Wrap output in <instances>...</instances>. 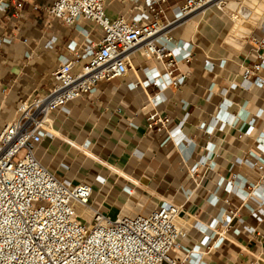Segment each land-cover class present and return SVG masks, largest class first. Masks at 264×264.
<instances>
[{"label": "crops", "instance_id": "crops-1", "mask_svg": "<svg viewBox=\"0 0 264 264\" xmlns=\"http://www.w3.org/2000/svg\"><path fill=\"white\" fill-rule=\"evenodd\" d=\"M185 1L154 7L172 20V10ZM227 1L235 23L211 7L194 18L191 32L175 27L169 38L179 49L171 57L146 60L135 53L125 76L52 112L50 135L35 150L58 180L91 187L84 206L89 215L77 207L85 222L95 213L114 221L134 201L144 211L162 203L179 207L187 233L169 257L181 264H264V86L241 76L264 59V48L248 40L264 0ZM6 2L9 8L0 12V132L22 103L51 91L53 73L70 59L69 44L79 50L102 37L91 22L64 26L51 19L44 8L54 0H18L19 18ZM133 5L143 21L154 17L142 0H107L106 16L124 17ZM257 76L264 79V69ZM150 77L157 86L133 87ZM154 113L169 119L165 128L149 127Z\"/></svg>", "mask_w": 264, "mask_h": 264}, {"label": "built area", "instance_id": "built-area-1", "mask_svg": "<svg viewBox=\"0 0 264 264\" xmlns=\"http://www.w3.org/2000/svg\"><path fill=\"white\" fill-rule=\"evenodd\" d=\"M9 1L16 10L14 17L19 18L21 3ZM142 1L154 14L149 21H143L144 16L134 5L126 16L110 20L105 13L107 0H54L44 8L51 19L64 26L91 22L102 37L96 44L84 42L79 50L69 44L70 59L53 73L55 84L51 91L22 103L16 118L0 132V264H181L169 257L187 233L179 219V207L162 203L141 215L114 221L95 213L90 222H85L76 208L86 206L91 187H71L35 158L37 145L50 135L52 112L83 95L94 94L101 82L125 76L135 53L146 60L171 57L172 51L179 49L170 43L171 30L182 26L191 32L194 18L208 11L214 0H186L172 10V20L159 16L162 12L154 7L163 0ZM8 8L6 0H0V12ZM248 40L257 49L264 48V13ZM263 69L261 58L260 63L244 68L241 76L244 81L252 78L249 85L263 87L264 79L257 76ZM157 84L158 79L150 77L133 87ZM148 119L149 127L157 130L165 128L169 121L156 113ZM20 152L22 157L15 161ZM230 214L225 225L234 216Z\"/></svg>", "mask_w": 264, "mask_h": 264}, {"label": "bare ground", "instance_id": "bare-ground-1", "mask_svg": "<svg viewBox=\"0 0 264 264\" xmlns=\"http://www.w3.org/2000/svg\"><path fill=\"white\" fill-rule=\"evenodd\" d=\"M234 2L236 4H239L241 2V0H234ZM220 3H222V5L224 4V7L222 5H220ZM219 13H223V14H228L230 21L232 23H235L236 19H237V14H235L229 7H228V1L227 0H214L211 5L209 6V8H211ZM82 208L83 212L88 213L87 209H85L84 207H80ZM76 213L78 214L77 208H76ZM133 215H141V214H129V215H125V216H121L119 218L122 217H127V216H133ZM89 218V216H88ZM91 219V217H90Z\"/></svg>", "mask_w": 264, "mask_h": 264}, {"label": "rangeland", "instance_id": "rangeland-1", "mask_svg": "<svg viewBox=\"0 0 264 264\" xmlns=\"http://www.w3.org/2000/svg\"><path fill=\"white\" fill-rule=\"evenodd\" d=\"M223 7H224V4L222 5ZM223 14V13H222ZM226 16V15H225ZM226 18H227V16H226ZM226 18H225V20H226ZM256 27V26H255ZM255 29V28H254ZM253 29V30H254ZM252 30V31H253ZM224 39H225V41H226V39H227V35H225L224 34ZM22 155H23V152H20V154H19V156H17L16 158H15V161H17V160H19L21 157H22ZM135 202V201H134ZM132 203L130 206H128V203H127V205H126V212H128V213H126V214H142L143 212H144V208H141L139 205H140V203L138 202V203ZM142 206V205H141ZM141 212V213H140ZM125 214V213H124ZM123 214V216H125ZM85 216V215H84ZM122 216V215H121Z\"/></svg>", "mask_w": 264, "mask_h": 264}]
</instances>
